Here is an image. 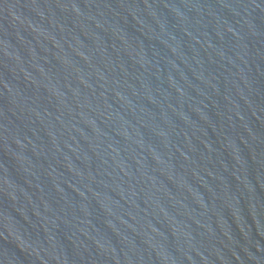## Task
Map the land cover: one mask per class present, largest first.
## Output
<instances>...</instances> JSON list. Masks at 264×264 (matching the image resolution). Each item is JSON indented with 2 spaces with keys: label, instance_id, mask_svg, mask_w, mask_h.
Here are the masks:
<instances>
[{
  "label": "water",
  "instance_id": "1",
  "mask_svg": "<svg viewBox=\"0 0 264 264\" xmlns=\"http://www.w3.org/2000/svg\"><path fill=\"white\" fill-rule=\"evenodd\" d=\"M0 264H264V0H0Z\"/></svg>",
  "mask_w": 264,
  "mask_h": 264
}]
</instances>
